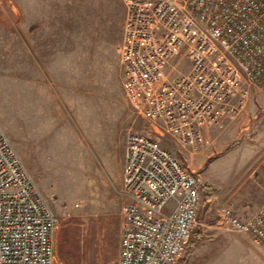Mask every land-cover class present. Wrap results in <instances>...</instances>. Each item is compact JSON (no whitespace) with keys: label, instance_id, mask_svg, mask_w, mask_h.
I'll use <instances>...</instances> for the list:
<instances>
[{"label":"built area","instance_id":"1","mask_svg":"<svg viewBox=\"0 0 264 264\" xmlns=\"http://www.w3.org/2000/svg\"><path fill=\"white\" fill-rule=\"evenodd\" d=\"M123 2L122 90L156 136L126 133L118 254L101 264H178L207 190L158 137L196 150L208 143L205 125L245 108L250 87L264 83V0ZM215 223L264 245V205H221ZM57 224L0 128V264H53Z\"/></svg>","mask_w":264,"mask_h":264},{"label":"rangeland","instance_id":"2","mask_svg":"<svg viewBox=\"0 0 264 264\" xmlns=\"http://www.w3.org/2000/svg\"><path fill=\"white\" fill-rule=\"evenodd\" d=\"M124 17L123 0H0V128L58 219L53 264H101L118 254L126 198L113 166L124 165L128 130L150 133L122 90ZM171 143L177 157L188 153ZM234 164L210 168L207 180L224 186ZM221 197L198 218L215 220L221 205H264Z\"/></svg>","mask_w":264,"mask_h":264},{"label":"crops","instance_id":"3","mask_svg":"<svg viewBox=\"0 0 264 264\" xmlns=\"http://www.w3.org/2000/svg\"><path fill=\"white\" fill-rule=\"evenodd\" d=\"M246 132L248 137L244 136ZM202 133L210 139L215 137L212 141L214 145L205 144L196 150L181 145L183 150L188 151L187 155L176 150L179 156L177 158L204 183L207 194L214 192L202 205L217 200L220 195L221 200L227 202L226 198L234 202H264V86L252 88L247 105L236 116L224 117L216 124H207L202 128ZM149 134L156 136L151 129ZM158 138L164 147L168 141L177 142L171 135ZM235 140L238 143L234 147L222 152ZM216 143L218 147L213 157ZM244 149L247 150L248 157H240L239 153L245 152ZM195 152L197 153L191 155ZM231 153H236L238 157H228ZM122 160L124 161V157H121ZM228 160H234L235 164L227 175L224 186L222 182L221 186H216L211 180H207L210 168ZM109 165H112L110 161ZM122 165L119 168L112 165L116 172L114 182L116 186L120 185L119 188L122 182ZM247 180L254 181L251 182L254 191H250ZM198 216L199 211L198 224L193 230L197 234L193 233V239L203 240L193 246L178 264H264V245L254 244L246 233L223 231L217 227L215 220L200 219Z\"/></svg>","mask_w":264,"mask_h":264},{"label":"trees","instance_id":"4","mask_svg":"<svg viewBox=\"0 0 264 264\" xmlns=\"http://www.w3.org/2000/svg\"><path fill=\"white\" fill-rule=\"evenodd\" d=\"M237 143H238V141L235 140L230 145L225 147L222 152H226L227 150H229L232 147H234ZM213 194H214V192L211 191L210 193H208L207 198H211L213 196ZM193 233L197 234V232H192V235H191V237H190V239L188 241V248H187V252L186 253H188L193 246L199 244L203 240V239H200V238L199 239H195V238L193 239Z\"/></svg>","mask_w":264,"mask_h":264}]
</instances>
